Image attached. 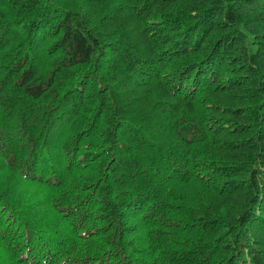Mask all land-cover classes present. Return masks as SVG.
<instances>
[{
    "label": "trees",
    "instance_id": "16d2710c",
    "mask_svg": "<svg viewBox=\"0 0 264 264\" xmlns=\"http://www.w3.org/2000/svg\"><path fill=\"white\" fill-rule=\"evenodd\" d=\"M0 264H264V0H0Z\"/></svg>",
    "mask_w": 264,
    "mask_h": 264
}]
</instances>
